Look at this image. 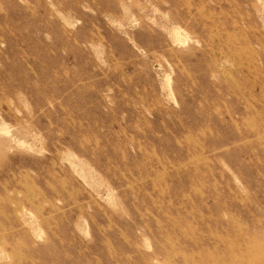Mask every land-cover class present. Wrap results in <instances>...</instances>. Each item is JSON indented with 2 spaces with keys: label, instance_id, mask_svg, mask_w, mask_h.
<instances>
[{
  "label": "rangeland",
  "instance_id": "obj_1",
  "mask_svg": "<svg viewBox=\"0 0 264 264\" xmlns=\"http://www.w3.org/2000/svg\"><path fill=\"white\" fill-rule=\"evenodd\" d=\"M0 264H264V0H0Z\"/></svg>",
  "mask_w": 264,
  "mask_h": 264
},
{
  "label": "bare ground",
  "instance_id": "obj_2",
  "mask_svg": "<svg viewBox=\"0 0 264 264\" xmlns=\"http://www.w3.org/2000/svg\"><path fill=\"white\" fill-rule=\"evenodd\" d=\"M27 247V246H26Z\"/></svg>",
  "mask_w": 264,
  "mask_h": 264
}]
</instances>
